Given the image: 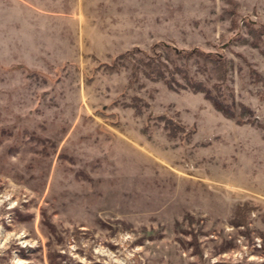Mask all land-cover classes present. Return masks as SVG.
I'll use <instances>...</instances> for the list:
<instances>
[{"label":"rangeland","instance_id":"obj_1","mask_svg":"<svg viewBox=\"0 0 264 264\" xmlns=\"http://www.w3.org/2000/svg\"><path fill=\"white\" fill-rule=\"evenodd\" d=\"M0 264H264V0H0Z\"/></svg>","mask_w":264,"mask_h":264},{"label":"trees","instance_id":"obj_2","mask_svg":"<svg viewBox=\"0 0 264 264\" xmlns=\"http://www.w3.org/2000/svg\"><path fill=\"white\" fill-rule=\"evenodd\" d=\"M223 11L228 13L226 9ZM171 54L174 58H182L185 62L193 59L197 64L198 71L196 74H201L202 76L206 75L205 82L201 80L196 81L193 77L195 74L192 75L188 69H181L176 64H173V70L169 71L167 65L161 60L158 61L159 68L155 71H149L150 74L157 75L154 79L157 77L162 78L164 83L173 90L183 88L189 89L192 92H200L204 98L210 102L212 107L225 118L235 119L238 123L253 122L251 117L246 115L249 114L247 108L240 103H236L233 94L230 92V94L227 95L222 88V85L226 83L228 72V62L224 58V55L208 53L198 49L172 50ZM164 69L168 72V77L164 76ZM177 73L181 77L180 79H177ZM245 115L247 116L246 120L243 119ZM247 209V207L236 206L234 212L235 220L239 223H243Z\"/></svg>","mask_w":264,"mask_h":264}]
</instances>
